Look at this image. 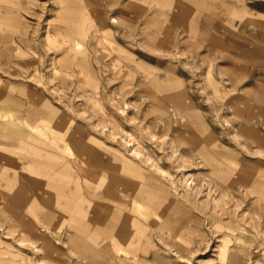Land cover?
Listing matches in <instances>:
<instances>
[{"label": "rangeland", "instance_id": "obj_1", "mask_svg": "<svg viewBox=\"0 0 264 264\" xmlns=\"http://www.w3.org/2000/svg\"><path fill=\"white\" fill-rule=\"evenodd\" d=\"M0 108V264H264V0H0Z\"/></svg>", "mask_w": 264, "mask_h": 264}, {"label": "bare ground", "instance_id": "obj_2", "mask_svg": "<svg viewBox=\"0 0 264 264\" xmlns=\"http://www.w3.org/2000/svg\"><path fill=\"white\" fill-rule=\"evenodd\" d=\"M7 16V15H6ZM2 19V18H1ZM5 19V18H4ZM3 19V20H4ZM6 20V19H5ZM8 20V19H7ZM2 108H0V126L1 127H3V129L6 127V126H8L10 123H12V119H13V117L10 115V113H8V112H6V111H2L1 110ZM14 125H16V124H14ZM32 127H33V125H29V126H27V128H25V129H23V130H21V132H22V134H25V135H31V133L32 132H30V128L32 129ZM42 132V131H41ZM78 146H79V148H81L82 149V151H84V152H91L90 151V149H91V147L89 148V145H87V144H85V142H83L82 140H80V142L79 141H77V143H76ZM72 149H73V147L72 146H70V145H68L67 146V150H65V152H66V154L68 155V156H70L71 157V153H72ZM74 150V149H73ZM45 151V150H44ZM57 151H58V149H57ZM46 153H47V151H45ZM49 152V151H48ZM50 153V152H49ZM75 153V152H74ZM51 154V153H50ZM49 158V157H48ZM47 160V159H46ZM77 162H79L80 164H82L83 166H86V160H83V159H81V158H78V157H76V159H75ZM52 163V162H51ZM67 162L65 161V164L64 165H67L66 164ZM67 167H68V165H67ZM15 178V177H14ZM11 180V179H10ZM20 181H22L21 179H20ZM19 181V182H20ZM17 182V181H16ZM16 184V183H15ZM83 230V229H82Z\"/></svg>", "mask_w": 264, "mask_h": 264}]
</instances>
